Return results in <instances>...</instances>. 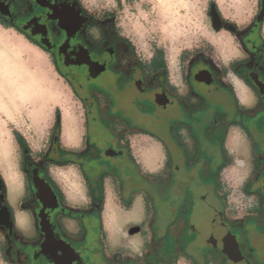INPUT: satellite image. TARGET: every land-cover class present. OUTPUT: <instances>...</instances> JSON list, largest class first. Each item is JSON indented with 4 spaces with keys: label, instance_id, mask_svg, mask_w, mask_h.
Instances as JSON below:
<instances>
[{
    "label": "flooded vegetation",
    "instance_id": "obj_1",
    "mask_svg": "<svg viewBox=\"0 0 264 264\" xmlns=\"http://www.w3.org/2000/svg\"><path fill=\"white\" fill-rule=\"evenodd\" d=\"M206 17L210 40L235 44V58L224 63L214 49L199 48L173 80L155 59L139 58L112 16L81 0H0V25L49 55L82 112L75 144L61 145L51 130L38 157L12 134L21 154L16 179L0 152V264H173L179 257L264 264V0L230 8L212 1ZM229 72L250 98L237 97ZM231 128L248 144L246 161L227 151ZM139 133L161 145L156 173L144 171L133 153ZM231 163L248 170L244 185L254 195L236 217L221 188ZM52 165L77 170L83 202L66 198ZM106 184L124 207L136 196L145 204L144 220L125 234L142 237L138 251L105 241ZM154 200L179 203L174 232L155 230L171 213L157 211ZM200 202L211 214L208 231L194 223Z\"/></svg>",
    "mask_w": 264,
    "mask_h": 264
},
{
    "label": "rangeland",
    "instance_id": "obj_2",
    "mask_svg": "<svg viewBox=\"0 0 264 264\" xmlns=\"http://www.w3.org/2000/svg\"><path fill=\"white\" fill-rule=\"evenodd\" d=\"M81 1L94 13L112 16L119 31L129 38L140 59L148 62L160 54L164 67L173 80L184 70L189 57L199 48L213 50L222 46L227 50L234 45L227 41L210 42L208 34L211 30L206 11L209 2H216L215 0H184L183 5L174 2L163 16L159 12L163 0ZM238 3L239 0H225L222 6L230 8ZM0 28L18 36L25 43V47L16 52L7 47L10 50L6 48V58L0 62L5 73L0 77V92L2 89L4 97H9L16 109L13 123L7 124L11 132L10 147L3 152L7 157L9 177L16 179L21 154L12 134L26 140L32 150L31 156L38 157L39 151L47 144L51 130L59 132L61 145L75 144L79 137L82 112L78 100L49 55L26 40L20 32L1 25ZM65 118L70 120L67 126L64 125ZM1 119L5 120L3 117ZM50 170L54 180L67 194L71 196L75 194L73 191H78V196H83L77 170L70 166L55 165L50 166ZM221 173L222 178H227L221 187L227 197L226 206L234 217L240 216L254 199V195L248 194V188L244 185L248 170L231 164ZM153 206L157 211L171 213L165 217L168 218L165 219L166 224L167 221L178 218L174 206H161L159 209L157 200H154ZM196 210L195 225L208 231L211 214L201 202L196 204ZM173 264L189 263L179 257Z\"/></svg>",
    "mask_w": 264,
    "mask_h": 264
},
{
    "label": "crops",
    "instance_id": "obj_3",
    "mask_svg": "<svg viewBox=\"0 0 264 264\" xmlns=\"http://www.w3.org/2000/svg\"><path fill=\"white\" fill-rule=\"evenodd\" d=\"M240 1L241 0H239V2ZM211 41L214 42L217 40L211 39L210 42ZM235 48L236 46L234 44L232 46V49L226 50L222 46H219L217 48H214V50L217 52L218 57H220V59L224 63H227L229 62L230 59L235 58ZM227 78L234 86L235 92L237 93V97L240 100H246L247 98H250V96L248 97V95H246V93H244L240 89V85L238 84L235 77L230 72L228 73ZM69 145H73V144H69ZM225 145L227 151L230 154H232L231 156H235L237 160L239 161L248 160L250 156L248 150V144L234 128H231L229 130L228 136L225 141ZM132 150L135 156L137 157V160L140 163H142L143 166H145L144 171L156 173L160 170L162 164V148L161 145L156 140L150 138L145 134H140V133L136 134L132 138ZM231 164H229V166H226L222 171L229 168ZM50 174H51V170H50ZM221 178H222V173H221ZM226 179H227L226 177L225 179L222 178V182H224ZM57 185L61 188L66 198L73 204H78L83 202V196H78V191L77 192L73 191L75 194H72L70 196L69 194H67L68 192H66V190H64L60 186V184L57 183ZM82 192H83V187L81 183V193ZM175 208L177 212L179 208V203L175 204ZM159 209H161V206L159 207ZM145 210H146L145 204L140 196H136L130 204L124 207L123 204L117 200V197L114 194L113 187L110 186L109 184H106V195L104 201V208L102 212L103 229L105 233L106 243L112 246H119L124 251H138L139 246L142 243V237L140 235L126 237L125 234L127 228L141 224V222L144 220ZM160 211L162 210H159V212ZM160 220H163V223H161L159 220L154 223V228L155 230L157 229L158 234H162L164 228H166L167 230L169 228L170 231L174 232L175 230H171V229L178 227L175 226V221L177 219L171 222L167 221V224L165 219H160Z\"/></svg>",
    "mask_w": 264,
    "mask_h": 264
},
{
    "label": "bare ground",
    "instance_id": "obj_4",
    "mask_svg": "<svg viewBox=\"0 0 264 264\" xmlns=\"http://www.w3.org/2000/svg\"><path fill=\"white\" fill-rule=\"evenodd\" d=\"M215 1L219 5L222 6L225 0H215ZM162 2L163 4H161L159 8V12L162 16L164 15V13L168 12L170 8H172V5L174 2L177 5L184 4V0H163ZM7 47L16 52V51L22 50L25 47V43L18 36L11 35L7 33L5 30H3L2 28H0V62L4 61V58H6V51L8 49ZM2 71L3 70L0 67V77L5 75L4 71L3 72ZM15 112H16V109L14 106H12L11 102L9 101V97L7 98L4 97V94L1 89V92H0V152L7 151L10 147L11 132L7 124L13 123V114ZM1 117H3L5 120H2ZM32 120H36V119H32ZM69 123H70V120L65 118L64 125L67 126Z\"/></svg>",
    "mask_w": 264,
    "mask_h": 264
},
{
    "label": "trees",
    "instance_id": "obj_5",
    "mask_svg": "<svg viewBox=\"0 0 264 264\" xmlns=\"http://www.w3.org/2000/svg\"><path fill=\"white\" fill-rule=\"evenodd\" d=\"M155 64H156V67H164L163 58L160 54L158 56H156Z\"/></svg>",
    "mask_w": 264,
    "mask_h": 264
},
{
    "label": "water",
    "instance_id": "obj_6",
    "mask_svg": "<svg viewBox=\"0 0 264 264\" xmlns=\"http://www.w3.org/2000/svg\"><path fill=\"white\" fill-rule=\"evenodd\" d=\"M47 186V185H46ZM49 189V187H47Z\"/></svg>",
    "mask_w": 264,
    "mask_h": 264
}]
</instances>
